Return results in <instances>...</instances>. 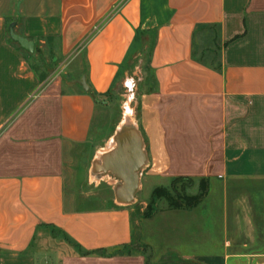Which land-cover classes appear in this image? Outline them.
I'll use <instances>...</instances> for the list:
<instances>
[{"label": "crops", "instance_id": "crops-1", "mask_svg": "<svg viewBox=\"0 0 264 264\" xmlns=\"http://www.w3.org/2000/svg\"><path fill=\"white\" fill-rule=\"evenodd\" d=\"M125 116L119 203L92 162ZM177 178L200 203L145 217ZM0 264H264V0H0Z\"/></svg>", "mask_w": 264, "mask_h": 264}, {"label": "water", "instance_id": "water-1", "mask_svg": "<svg viewBox=\"0 0 264 264\" xmlns=\"http://www.w3.org/2000/svg\"><path fill=\"white\" fill-rule=\"evenodd\" d=\"M15 22L8 25L9 38L28 53L34 52V42L15 33ZM85 91L89 87L85 77L74 80ZM112 148H110V147ZM108 149L97 154L92 162V170L102 172V176L111 175L117 183L114 185V195L119 203L126 199L128 203L133 202V196L138 190L139 173L146 165V154L144 151L143 138L133 121L128 118L116 128Z\"/></svg>", "mask_w": 264, "mask_h": 264}, {"label": "rangeland", "instance_id": "rangeland-1", "mask_svg": "<svg viewBox=\"0 0 264 264\" xmlns=\"http://www.w3.org/2000/svg\"><path fill=\"white\" fill-rule=\"evenodd\" d=\"M129 120L134 122V116H128L127 117ZM206 182L205 181H194V180H175V179H156L153 180L149 183H144L143 184V189H141L138 192V199L139 196L141 198H148L149 197V192L150 189L153 190L159 189L162 193H165L173 198H176L177 196L180 195H186V196H194L199 193V190L201 187L205 186ZM94 184H90V187L93 188ZM102 195L105 193L107 194V188L105 186H102ZM149 187V188H148ZM152 195V193H151ZM152 197V196H151ZM149 197L151 201V209L157 210L160 208H165L167 207V202L165 198L163 197Z\"/></svg>", "mask_w": 264, "mask_h": 264}, {"label": "trees", "instance_id": "trees-1", "mask_svg": "<svg viewBox=\"0 0 264 264\" xmlns=\"http://www.w3.org/2000/svg\"><path fill=\"white\" fill-rule=\"evenodd\" d=\"M175 180H190V179L177 178ZM200 181H204V180H200ZM205 182H206L205 186L201 187L199 193L194 196L180 195L177 196L176 198H173L165 193H162L159 189H155L152 192L151 198L163 197L165 198L168 207L173 209H190L196 206L198 203H200V201L203 199L208 187V182L207 181ZM151 201L153 200H150L147 205L146 211L144 213L145 217H149L151 214L155 212V210L151 209Z\"/></svg>", "mask_w": 264, "mask_h": 264}, {"label": "bare ground", "instance_id": "bare-ground-1", "mask_svg": "<svg viewBox=\"0 0 264 264\" xmlns=\"http://www.w3.org/2000/svg\"><path fill=\"white\" fill-rule=\"evenodd\" d=\"M128 116H125V118H127Z\"/></svg>", "mask_w": 264, "mask_h": 264}]
</instances>
